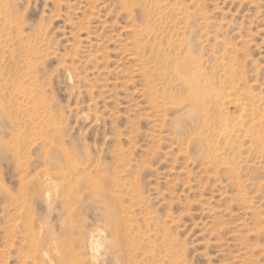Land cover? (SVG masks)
Masks as SVG:
<instances>
[{"label": "rangeland", "instance_id": "1", "mask_svg": "<svg viewBox=\"0 0 264 264\" xmlns=\"http://www.w3.org/2000/svg\"><path fill=\"white\" fill-rule=\"evenodd\" d=\"M0 264H264V0H0Z\"/></svg>", "mask_w": 264, "mask_h": 264}, {"label": "bare ground", "instance_id": "2", "mask_svg": "<svg viewBox=\"0 0 264 264\" xmlns=\"http://www.w3.org/2000/svg\"><path fill=\"white\" fill-rule=\"evenodd\" d=\"M173 70L175 71L177 76L181 78V80H183V82L186 84L187 88L189 89L190 95H192L193 97V62L191 61V59L176 62Z\"/></svg>", "mask_w": 264, "mask_h": 264}]
</instances>
